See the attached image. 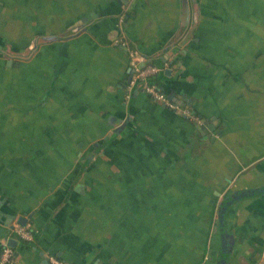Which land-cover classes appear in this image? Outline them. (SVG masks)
Wrapping results in <instances>:
<instances>
[{
	"label": "crops",
	"instance_id": "obj_1",
	"mask_svg": "<svg viewBox=\"0 0 264 264\" xmlns=\"http://www.w3.org/2000/svg\"><path fill=\"white\" fill-rule=\"evenodd\" d=\"M120 35L166 63L158 84L200 124L127 96ZM261 186L264 0H0L11 264H218L220 202ZM224 232L227 264H264V191L227 207Z\"/></svg>",
	"mask_w": 264,
	"mask_h": 264
},
{
	"label": "built area",
	"instance_id": "obj_2",
	"mask_svg": "<svg viewBox=\"0 0 264 264\" xmlns=\"http://www.w3.org/2000/svg\"><path fill=\"white\" fill-rule=\"evenodd\" d=\"M125 18L123 13L119 20ZM118 44L125 46L128 53L129 80L126 84L127 96L133 89H140L148 94L154 101L178 111L186 118L197 124L202 122V118L193 112L186 105L175 102L155 81H149V78L164 68V64H158L150 61L144 54L134 47H129L126 39L120 35L115 40ZM14 231L17 235L25 240L33 237V231L26 225L16 224ZM13 261V248L9 243L4 242L0 251V264H11ZM48 264H65L64 261L53 253L47 254Z\"/></svg>",
	"mask_w": 264,
	"mask_h": 264
},
{
	"label": "water",
	"instance_id": "obj_3",
	"mask_svg": "<svg viewBox=\"0 0 264 264\" xmlns=\"http://www.w3.org/2000/svg\"><path fill=\"white\" fill-rule=\"evenodd\" d=\"M129 72H130V69H128V73ZM127 80H129V76ZM263 191H264V186H261L259 188L252 189V190H240V191L234 192L230 196H228L224 200V202L221 203V205L219 206L218 223H219V229H220L221 237H222V246H221V251H220L218 262H217L218 264H227V258H228L227 256L230 250V244L224 232V213L227 207H229L232 203H234L235 201L239 200L240 198L248 194L259 193ZM26 219H27L26 216L20 215L17 218V222L24 225L26 224Z\"/></svg>",
	"mask_w": 264,
	"mask_h": 264
},
{
	"label": "trees",
	"instance_id": "obj_4",
	"mask_svg": "<svg viewBox=\"0 0 264 264\" xmlns=\"http://www.w3.org/2000/svg\"><path fill=\"white\" fill-rule=\"evenodd\" d=\"M157 74H158V73H156L155 75L151 76V77L149 78V81H155L156 83H158L159 78H158V75H157ZM227 197H228V196H227ZM227 197H225V198L220 202V205H221V203L224 202V200H225ZM220 205H219V206H220Z\"/></svg>",
	"mask_w": 264,
	"mask_h": 264
}]
</instances>
